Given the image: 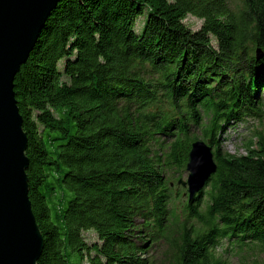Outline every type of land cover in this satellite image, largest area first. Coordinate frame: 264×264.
<instances>
[{
	"label": "trees",
	"instance_id": "16d2710c",
	"mask_svg": "<svg viewBox=\"0 0 264 264\" xmlns=\"http://www.w3.org/2000/svg\"><path fill=\"white\" fill-rule=\"evenodd\" d=\"M257 49L264 0H61L13 82L37 264H229L224 239L263 251L264 132L239 155L221 140L264 113ZM197 139L217 169L188 204L176 180Z\"/></svg>",
	"mask_w": 264,
	"mask_h": 264
},
{
	"label": "water",
	"instance_id": "95a60500",
	"mask_svg": "<svg viewBox=\"0 0 264 264\" xmlns=\"http://www.w3.org/2000/svg\"><path fill=\"white\" fill-rule=\"evenodd\" d=\"M61 0H0V264H37L43 237L28 199L22 130L14 94V78L34 49L39 33ZM263 52L256 50V59ZM216 171L211 147L197 140L188 153L186 181L189 203Z\"/></svg>",
	"mask_w": 264,
	"mask_h": 264
},
{
	"label": "rangeland",
	"instance_id": "374dc122",
	"mask_svg": "<svg viewBox=\"0 0 264 264\" xmlns=\"http://www.w3.org/2000/svg\"><path fill=\"white\" fill-rule=\"evenodd\" d=\"M230 9L236 10L241 7L242 0H228ZM146 19V15H143L136 21L135 31L140 32L143 22ZM184 24L192 31H197L202 24V21L188 16L184 20ZM61 66V65H60ZM263 97L264 102V91L259 93ZM264 106V105H263ZM264 110V108H263ZM226 133L221 136L222 150L228 152L231 155L244 154L243 143H247L251 135L255 131L264 132V113H261L258 118L246 117L243 121L234 123L230 126H226ZM197 136L199 132L193 130ZM187 172L185 169L181 172V179L186 180ZM176 174L169 173L168 178L173 179ZM186 191L182 188H177ZM207 188L204 189L206 191ZM186 200V197L184 198ZM84 238L88 243L95 240V235L92 232H85ZM218 257L226 260L229 264H264V252L262 249L255 245H244L236 243L235 241L222 240L215 250ZM78 255L73 258L72 264H76ZM87 264V263H84Z\"/></svg>",
	"mask_w": 264,
	"mask_h": 264
},
{
	"label": "bare ground",
	"instance_id": "6f19581e",
	"mask_svg": "<svg viewBox=\"0 0 264 264\" xmlns=\"http://www.w3.org/2000/svg\"><path fill=\"white\" fill-rule=\"evenodd\" d=\"M258 50V49H257ZM264 55V54H263ZM227 131V130H226ZM189 151H190V149H189ZM189 151H188V153H189ZM188 153H187V157H188ZM216 169H217V165H216ZM197 194H199V193H197ZM197 194H195V196L193 197V199L190 201V203H189V199L187 198L186 199V202L188 203V204H194V202L196 201V196H197ZM199 196V195H198ZM263 252H264V250H263Z\"/></svg>",
	"mask_w": 264,
	"mask_h": 264
}]
</instances>
